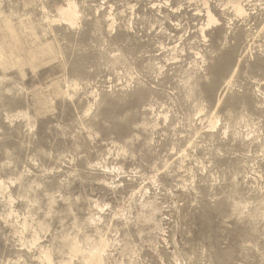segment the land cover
Masks as SVG:
<instances>
[{"label":"rangeland","instance_id":"rangeland-1","mask_svg":"<svg viewBox=\"0 0 264 264\" xmlns=\"http://www.w3.org/2000/svg\"><path fill=\"white\" fill-rule=\"evenodd\" d=\"M0 264H264V0H0Z\"/></svg>","mask_w":264,"mask_h":264},{"label":"bare ground","instance_id":"bare-ground-1","mask_svg":"<svg viewBox=\"0 0 264 264\" xmlns=\"http://www.w3.org/2000/svg\"><path fill=\"white\" fill-rule=\"evenodd\" d=\"M69 17V20H70V16H68ZM91 263V262H90Z\"/></svg>","mask_w":264,"mask_h":264}]
</instances>
